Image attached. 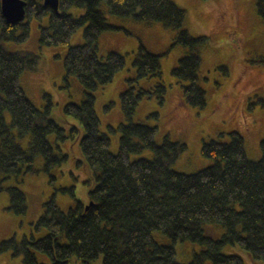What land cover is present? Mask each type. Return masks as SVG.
<instances>
[{"label":"trees","instance_id":"1","mask_svg":"<svg viewBox=\"0 0 264 264\" xmlns=\"http://www.w3.org/2000/svg\"><path fill=\"white\" fill-rule=\"evenodd\" d=\"M25 2V16L17 23L6 22L0 9V190L6 177L37 171L33 165L36 156L42 157L48 172L66 161L70 144L65 152L60 147L66 139L77 140L81 159L76 165L91 169L94 185L88 190L86 203L76 200L67 210L50 196L32 224L33 231L43 230V234L36 237L31 232L21 240H1L0 251L20 253L23 264H69L71 258L79 264H91L99 257L102 264H244L240 255L223 253V246L230 244L241 248L250 262H264V137L258 159L247 156L243 135L231 130L227 141H202L200 151L211 160L209 165L191 173L173 169L171 165L186 150V143L168 136L158 143L157 125L133 119L143 98L156 97L160 103L165 99L162 54L148 50L141 42L137 46L132 60L136 75L125 79L119 93L124 121L118 124L115 153L110 150L108 134L99 130L94 90L111 82L125 65L124 56L117 51L98 53L99 35L120 28L108 22L101 5L115 16L159 22L175 30L171 45L182 46L185 53L171 73L186 82L182 84L183 101L202 108L206 91L199 77V48L209 37L190 34L185 28L186 10L174 0H58L57 11L42 0ZM255 4L264 22V0H255ZM74 6L83 7L84 13H70ZM45 16L47 22L39 24L40 48L67 45L63 80L68 83L73 76L83 88L80 102L63 106V113L78 122L68 129L51 117L50 100L43 108L35 106L20 83L23 72L36 70L40 55L5 45L9 41L25 42L30 19ZM80 26H84L82 41L69 45ZM151 77L155 84L137 86L138 79ZM256 101L264 106L263 98ZM152 115L157 116V112ZM23 135H29L25 148L17 141ZM50 135H54V142ZM145 150L152 156H140ZM5 189L10 200L7 209L24 213L26 197L22 190L16 186ZM60 190L73 195L72 187ZM205 224L221 226L222 235L213 238L205 234ZM154 231L171 242L159 243ZM182 240L201 247L186 263L176 259L174 244Z\"/></svg>","mask_w":264,"mask_h":264},{"label":"rangeland","instance_id":"2","mask_svg":"<svg viewBox=\"0 0 264 264\" xmlns=\"http://www.w3.org/2000/svg\"><path fill=\"white\" fill-rule=\"evenodd\" d=\"M174 1L186 10L185 28L190 34L209 37L208 42L199 48V77L206 91L205 106L195 108L186 104L182 97V84L186 82L178 81L171 73L172 67L185 53L182 46L171 45L174 29L164 27L159 22L146 23L115 16L102 4L101 9L108 22L120 28L106 30L99 35L98 53L102 55L108 50L117 51L124 56L125 65L115 73L111 82L94 90L99 130L108 134L110 150L115 153L120 136L118 124L124 121L119 93L125 79L136 75L132 60L141 42L148 50L162 54L160 62L166 94L163 103L156 97L143 98L136 107L133 119L157 125L155 139L158 143L162 142L164 136L186 143V150L171 167L191 173L209 165L211 160L200 151L202 141L213 138L227 141L231 130L243 135L247 156L258 159L261 156L260 140L264 137V106L256 101L258 98L264 99V62L260 61L264 58V22L257 12L255 0ZM69 12L80 15L84 13V8L74 6ZM46 22V16L41 20L30 19L27 40L20 43L9 41L5 45L12 50L27 49L40 55L36 70L23 72L20 83L35 106L43 108L50 100L51 117L68 129L78 122L63 113V106L67 102H80L83 88L73 76L68 78V83L63 80V56L67 45L40 48L39 24ZM83 27L74 31L69 45L82 41ZM137 81V86L150 87L155 84L152 77ZM109 103L111 105L106 109L105 105ZM152 112H157V116ZM50 139L54 142V135H50ZM17 141L25 148L29 135L17 137ZM67 144H70L71 150L68 159L53 166L50 172L44 170L43 159L39 155L33 163L37 171L10 175L1 182L4 189L0 190V241L11 237L21 240L24 236L30 237L31 232L36 237L41 236L43 230L33 231L32 224L42 214L43 203L52 195L62 210H67L76 200L83 203L88 201V190L94 185L91 169L76 165V160L81 159L77 140L60 142L62 151L65 152ZM140 156L151 157L152 152L145 150ZM9 186H16L25 194L24 213L17 214L7 209L10 200L5 188ZM61 187H72L73 195L60 190ZM203 231L213 238H219L223 229L217 224H205ZM153 237L159 243L171 242L160 231H154ZM174 247L176 259L184 263L190 261L193 252L201 248L190 240L177 241ZM222 251L240 255L244 264H264L262 261L250 262L237 246L226 244ZM0 264H23L22 255L13 254L10 249L0 251ZM69 264L79 262L71 258ZM91 264H102L101 257Z\"/></svg>","mask_w":264,"mask_h":264},{"label":"water","instance_id":"3","mask_svg":"<svg viewBox=\"0 0 264 264\" xmlns=\"http://www.w3.org/2000/svg\"><path fill=\"white\" fill-rule=\"evenodd\" d=\"M43 4L50 6L54 11L58 9V0H43ZM25 0H0V9L8 23H17L25 16Z\"/></svg>","mask_w":264,"mask_h":264}]
</instances>
